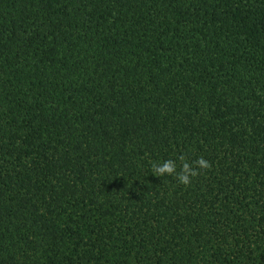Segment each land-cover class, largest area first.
I'll return each mask as SVG.
<instances>
[{
	"label": "trees",
	"instance_id": "16d2710c",
	"mask_svg": "<svg viewBox=\"0 0 264 264\" xmlns=\"http://www.w3.org/2000/svg\"><path fill=\"white\" fill-rule=\"evenodd\" d=\"M0 264H264V0H0Z\"/></svg>",
	"mask_w": 264,
	"mask_h": 264
},
{
	"label": "clouds",
	"instance_id": "9594fccd",
	"mask_svg": "<svg viewBox=\"0 0 264 264\" xmlns=\"http://www.w3.org/2000/svg\"><path fill=\"white\" fill-rule=\"evenodd\" d=\"M182 160L183 157H180ZM208 167L207 161H205L203 158H198L192 166H190L188 163H183L181 165L180 172L177 174V180L179 183L187 185L189 183L190 177H194L197 175V168L205 169ZM154 172L156 176L161 175H171L176 171V165L173 161H164L160 165H153Z\"/></svg>",
	"mask_w": 264,
	"mask_h": 264
}]
</instances>
